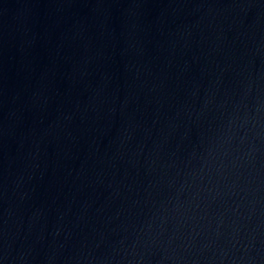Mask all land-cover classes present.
<instances>
[{"label": "water", "instance_id": "1", "mask_svg": "<svg viewBox=\"0 0 264 264\" xmlns=\"http://www.w3.org/2000/svg\"><path fill=\"white\" fill-rule=\"evenodd\" d=\"M0 264H264V0H0Z\"/></svg>", "mask_w": 264, "mask_h": 264}]
</instances>
